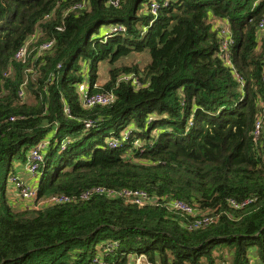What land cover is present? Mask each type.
Instances as JSON below:
<instances>
[{"label":"trees","instance_id":"obj_1","mask_svg":"<svg viewBox=\"0 0 264 264\" xmlns=\"http://www.w3.org/2000/svg\"><path fill=\"white\" fill-rule=\"evenodd\" d=\"M153 1L0 0V264H264V0ZM43 143L20 205L9 176Z\"/></svg>","mask_w":264,"mask_h":264},{"label":"built area","instance_id":"obj_2","mask_svg":"<svg viewBox=\"0 0 264 264\" xmlns=\"http://www.w3.org/2000/svg\"><path fill=\"white\" fill-rule=\"evenodd\" d=\"M170 4L169 0H164L161 2H157V1H153L151 3V8H153V13L156 14V11L160 8L166 7ZM122 29V28H121ZM119 29V30H121ZM117 30V29H116ZM258 30L261 31L262 33H264V17L261 19V21L258 23ZM222 35L225 37V39L222 41V52H221V57L226 60L227 62H230V50L229 49V44L231 43L228 36V30L224 27H222ZM47 47V46H45ZM21 56V54L19 55ZM111 99L110 95H106V94H95L91 97H85V105L86 106H92L94 104H98V103H107L109 100ZM88 126H90V124H87ZM255 138L256 139H260L261 137V126H260V122H258L256 124V130L254 132ZM119 141L117 140H112L110 141V147L112 148H117L120 143H118ZM42 146L41 144L37 147L34 148V150L32 151L31 155H30V161L28 162V166H27V171L29 173H31L32 175L36 176V174L38 173L39 167H40V163L43 161V155L41 153L42 151ZM19 178V177H18ZM16 177L13 176V173L10 174L9 176V183L11 185H13L19 192V196L21 199L24 200H28V201H32L36 198L37 196V190L34 189L33 187L25 184L21 179L19 180ZM103 191V190H102ZM90 192L86 193L84 195V197H87L89 195ZM111 195H117V196H123L125 198H127L128 200L140 205V206H144L145 205V201H146V197H147V193L144 191H140V190H127V191H123V192H114V191H110L109 192ZM53 202H67V201H71V198L68 196H63V197H59V198H53L52 199ZM175 206L178 208H182L186 211L191 212V209L186 206L183 203L180 202H176ZM138 263H141V259L138 260ZM148 264H152V263H148Z\"/></svg>","mask_w":264,"mask_h":264},{"label":"rangeland","instance_id":"obj_3","mask_svg":"<svg viewBox=\"0 0 264 264\" xmlns=\"http://www.w3.org/2000/svg\"><path fill=\"white\" fill-rule=\"evenodd\" d=\"M151 6V5H150ZM150 11H153V8L150 7ZM216 22V26H221L222 23L219 19H215ZM107 27V26H106ZM105 27V28H106ZM113 30L117 29H123L122 25L118 24L115 26H112ZM115 27V28H114ZM148 60V54L144 51V52H137V51H133L129 56L122 58L121 60H119L115 65H112V63H110L109 61H102L98 64L97 67V71H96V81H95V87L103 85L105 83H107L110 78H111V74H112V70H118L120 67L122 66H127V67H131L134 66L135 64H139V66H144L145 63ZM89 82V80H86V84ZM42 148H45V143L41 144ZM29 161H27L26 163H21V162H16L17 164H15V170L13 173V176L16 177L20 180H22L25 184L33 187L34 189H36V182H35V177L32 175L31 173H29L26 169H27V164ZM24 172H26L24 174ZM29 174V175H28ZM39 180V179H38ZM9 196L11 198V200H15L18 204L20 205H29V204H33V200L32 201H28V200H24L21 199L19 196V192L18 190L13 186V189L10 190L9 189ZM41 204V202L39 203ZM259 258L255 257L254 261L256 262V264L259 263Z\"/></svg>","mask_w":264,"mask_h":264},{"label":"crops","instance_id":"obj_4","mask_svg":"<svg viewBox=\"0 0 264 264\" xmlns=\"http://www.w3.org/2000/svg\"><path fill=\"white\" fill-rule=\"evenodd\" d=\"M25 173H26V172H24V174H25ZM28 175H29V174H28ZM10 185H11V184H10ZM11 186H12V187H11ZM11 186H10V190H12V189H13V185H11Z\"/></svg>","mask_w":264,"mask_h":264}]
</instances>
